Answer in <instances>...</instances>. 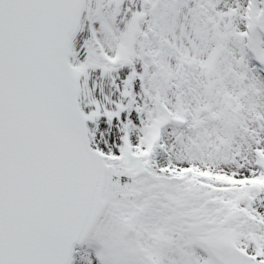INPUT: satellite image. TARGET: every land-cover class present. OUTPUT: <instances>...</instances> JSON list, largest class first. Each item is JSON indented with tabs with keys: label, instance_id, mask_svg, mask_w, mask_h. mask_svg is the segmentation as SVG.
<instances>
[{
	"label": "snow or ice",
	"instance_id": "6c2138e0",
	"mask_svg": "<svg viewBox=\"0 0 264 264\" xmlns=\"http://www.w3.org/2000/svg\"><path fill=\"white\" fill-rule=\"evenodd\" d=\"M0 264H264V0H0Z\"/></svg>",
	"mask_w": 264,
	"mask_h": 264
}]
</instances>
